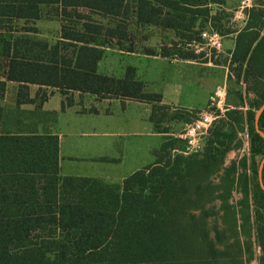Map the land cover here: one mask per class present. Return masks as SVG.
Wrapping results in <instances>:
<instances>
[{"label":"trees","instance_id":"trees-1","mask_svg":"<svg viewBox=\"0 0 264 264\" xmlns=\"http://www.w3.org/2000/svg\"><path fill=\"white\" fill-rule=\"evenodd\" d=\"M226 1L0 0V17L6 18L0 30H12L10 22L15 18H41L44 5L75 11L72 23L62 19L61 41L57 44L28 37L14 42L4 40L0 76L21 83L19 104L30 100L27 83L60 89L67 95L63 109L73 103L68 96L71 91L94 93L98 98H121L123 104L126 99L149 102L153 104L151 120L166 133L170 128L161 126L165 119L187 122L197 110L175 108L167 116L169 107L163 104L162 95L146 92L134 67L129 66L124 77L99 73L97 63L102 50L97 40L111 37L124 41L126 21L133 16L141 26L175 32L178 39L161 46V55L199 59L192 44L202 42L201 32L206 28L224 35L221 22L230 14L216 12L214 6ZM257 3L248 10V24L238 34L232 57V63H237V81L242 77L246 83L250 77L264 78V0ZM95 15L114 25L105 24ZM144 51L149 55L157 53L154 47ZM254 89L259 96L252 103L256 110L264 102V86L256 82ZM5 90L6 82L0 80V100ZM48 96L41 87L39 101ZM255 110H249L246 117L252 176L250 179L245 175L247 181L243 183L245 189L251 181L253 195L262 202L257 234L263 251L260 264H264V190L258 181L257 160L264 155V139L254 128ZM3 114L0 103V123ZM243 118L241 110H228L226 120L213 130L200 153L184 154V140L168 137L157 153V161L121 183L63 175L56 134L0 131V264H190L204 261L210 254L218 255L208 227V217L215 212L206 205L220 198L223 208H235L229 198L232 190L240 187L243 175H238L236 183L238 166L246 169L247 160L223 164L236 135V125ZM260 127L264 130V112ZM228 128L230 132H225ZM177 141L183 145L182 150L173 148ZM168 149L178 154L165 166L162 153L169 154ZM221 171V181L215 183L211 178ZM229 264L244 263L235 254Z\"/></svg>","mask_w":264,"mask_h":264},{"label":"crops","instance_id":"crops-1","mask_svg":"<svg viewBox=\"0 0 264 264\" xmlns=\"http://www.w3.org/2000/svg\"><path fill=\"white\" fill-rule=\"evenodd\" d=\"M240 1L227 0L223 5L214 6V11L224 10L230 14L229 17L222 20L221 24L225 30L223 46L229 51V63L233 68L237 65V63H232V57L236 49L238 34L245 29L249 21V12L246 19L238 18L236 15ZM31 21H33L31 25L38 28H36L37 32L32 33L33 36H29L31 32L23 30L24 28L21 26ZM5 23L6 18L0 17V24ZM53 23L57 25V34L61 35L62 22L58 19H12L10 22L12 26L14 25L12 30H0V32L6 33L4 35L6 38L2 40V43L4 40L14 42L22 35L44 41L50 37V32L44 27L49 28ZM150 27L156 28L157 31L159 30L165 35L170 33L171 36L175 35L172 29H163L159 26ZM263 33L264 28L261 35ZM177 39L175 36L174 40ZM164 45L167 44H161L159 48L144 46V48L154 47L157 50L154 55L146 54L144 48L142 50L134 46L127 47L125 44L98 45L102 51L97 63V71L114 77H124L126 69L129 66L134 67L136 78L143 82L144 90L162 95L163 104L169 107L166 112L167 116L175 108L202 109L207 106L209 96L218 85H225L227 89V79L217 82V79L212 77V68L204 67L208 64L200 66L199 59H180L161 55L160 47ZM124 56L137 58L139 61L152 60L155 63L158 85L155 87V82L145 77L147 66L139 65V67L128 63L122 65ZM171 66L175 69L176 83L168 85ZM245 66L246 64H244ZM116 70H119L120 73H116ZM231 73L230 75L233 77ZM0 80L6 82L3 100L10 97L14 101L15 110L20 113L28 112L36 118L34 124L36 129L27 131L18 129L15 130V133L36 132L58 135L59 164L61 173L66 176L92 177L108 183H121L133 172L157 161V153L166 139L180 135V130H183L187 123L184 120H166L165 126L170 128L169 132H161L157 129L155 122L151 120L153 104L134 99H126L123 104L121 98H98L96 94L90 92H69L68 96L73 99V103L63 109L62 104L67 95L58 88L41 86L37 83H27L30 100L19 104L18 96L21 83L3 76H0ZM256 82L264 86L263 77H250L247 83L241 77L238 81L241 102L235 103L234 109L243 112L246 127H248L247 112L255 110L252 103L259 98L256 89H254ZM41 87L49 93L48 98L43 102L37 98ZM203 89L204 92L199 95L198 90ZM229 163L230 161L225 160L223 165L228 166ZM222 175L221 171L219 174L213 175L211 179L219 184ZM238 175L237 172L236 183H238ZM242 175L240 184H238L240 187L235 188L240 191V196L235 202H232L233 195L229 198V202L234 204L235 208H223V201L220 198H216L206 205V209L215 212L208 217V227L215 252H219L218 255L212 257L213 254H210L204 261L194 260L190 264H229L235 254L244 264H252L254 261L260 264L263 251L257 234V224L260 222L259 214L262 211L259 208H261L262 202L259 197L256 198L253 195L251 181L248 180L244 189L243 181L245 179L247 181L246 176L249 178L251 176L247 173H242Z\"/></svg>","mask_w":264,"mask_h":264},{"label":"rangeland","instance_id":"rangeland-1","mask_svg":"<svg viewBox=\"0 0 264 264\" xmlns=\"http://www.w3.org/2000/svg\"><path fill=\"white\" fill-rule=\"evenodd\" d=\"M239 7V6H238ZM79 11H83L82 9H76ZM74 12L75 11H71V9H67L66 11L63 10L62 8H60L59 5H44L42 7V16L41 18L43 19H58L62 22L63 18H68V23H72V18L74 17ZM95 18L102 20L105 24H110V25H114V22L103 18L101 16H94ZM2 20V19H1ZM33 21L28 22V23H24L25 25H21L22 28H24L23 30L25 31H30L31 33H29V36H33V32H37L38 28L34 27L33 25H31ZM127 25H126V32H127V37L124 41L119 40L117 38H111V37H101L97 40V44L98 45H107V44H125V46L127 47H137V49H142L144 48V46H154V47H158L161 44H170L171 42L175 41V35L171 36L170 34H163L162 32H160L159 30L157 31L156 28H152L150 26H141L139 24H137V22L135 21V19L132 17H130V19H128L127 21ZM233 22V21H232ZM17 26H19V24H16ZM14 26V25H13ZM37 28V29H36ZM45 30H47L48 32H50V37L47 38L46 41L47 43H49V45H54L57 44L58 42L61 41V35L57 34V25L55 23H53L49 28L44 27ZM173 32V31H172ZM6 33L5 32H0V51L3 47V43L2 40L6 37H4ZM174 34V33H173ZM165 35V36H164ZM27 35H22L21 38L24 37H28V38H32L35 39L33 37H29ZM173 37V40H172ZM38 40V39H37ZM201 43V47L202 50L201 52H199L200 54V58L198 61L200 63V66H204L206 64V66L204 67H208V68H212V77L213 79H217V82H222L225 79H227L228 82V87H227V95H226V99H225V104H227L226 108V112L228 110H232L235 108V103H240L241 102V91L240 89H238V81H237V77H236V70H234V68L232 67L231 63H229V51L225 49V47L223 46L221 50H216L212 47H210L208 44H206L203 40ZM123 46V45H122ZM130 64V65H141L142 67L147 66V73H146V78L148 79H152L153 82H155V87L156 85H158V83H156V69H155V63L152 60L149 61H139L137 58H133V57H129V56H124L122 59V65H126V64ZM229 63V64H228ZM198 66V65H197ZM140 67V66H139ZM199 68V67H198ZM202 68V67H201ZM141 70H143L141 68ZM169 70V69H168ZM174 68L171 66L170 67V73H171V77L168 78L169 80V84H175V78H174ZM230 72H232L231 74H233V77L230 75ZM116 73H120L119 70H116ZM124 74V72H123ZM232 77V78H230ZM166 83H168V81H166ZM208 85V84H205ZM204 92L203 90H198V94L201 95ZM239 101V102H238ZM1 105L4 108V114H3V118L2 121L0 123V131H15V130H34L36 129V127L34 126L35 124V117L31 116L28 112H24V113H20L18 110H15V104L14 101L10 98L7 97L6 100L2 99L1 100ZM206 106L202 109H205ZM202 109H192V110H202ZM258 109L255 110V112H257ZM195 112V111H193ZM194 113L190 114L189 118L190 120L187 122H190L192 120ZM226 118V117H225ZM225 118L221 119L219 121V126L222 125L224 123L223 120H226ZM18 125L16 126L15 125ZM166 124V119L161 123V126H165ZM245 120L243 118V120L241 119L239 123H237V129H236V135L233 139V142L231 144V148L230 150L226 151L225 156H224V163L225 160L232 162L233 160L239 161L238 157L240 156V153L237 152V149L241 147L242 145V138L240 133H242L245 130ZM217 125V126H218ZM249 126V124H248ZM249 128V127H248ZM182 131V130H180ZM249 131V129H248ZM225 132H230V129L228 128ZM250 133V131H249ZM178 148V149H183V145L180 142H174L173 148ZM169 152V154L166 152L162 153L163 156V160H162V164L166 166L167 162L169 159L174 160V157L178 154L177 152L173 153V149H168L167 150ZM263 155H261L260 157H257L258 162L260 163L261 159H262ZM240 158V157H239ZM250 163H251V159H250ZM230 164V163H229ZM238 168H241L238 166ZM234 200V201H233ZM234 197H232V202H235ZM252 264H257L255 261L252 262Z\"/></svg>","mask_w":264,"mask_h":264},{"label":"built area","instance_id":"built-area-1","mask_svg":"<svg viewBox=\"0 0 264 264\" xmlns=\"http://www.w3.org/2000/svg\"><path fill=\"white\" fill-rule=\"evenodd\" d=\"M257 4V0H241L237 9V17L246 19L248 17V10ZM202 40L210 47L221 50L223 47V34L213 28H206L201 32ZM193 48L197 53L201 52V43H193ZM227 89L225 85H218L209 96V102L205 109L193 112L194 116L190 122L185 124L184 129L180 135L176 137L181 138L185 142L184 154H196L204 150L206 139L211 135L213 130L219 124V121L226 117V99ZM242 138V145L237 149L240 153V158H246L247 168H239L238 174L247 173L252 176V169L250 167V159L252 156L251 150V136L248 127L240 133ZM235 199L240 196L238 189L233 190L232 193Z\"/></svg>","mask_w":264,"mask_h":264},{"label":"water","instance_id":"water-1","mask_svg":"<svg viewBox=\"0 0 264 264\" xmlns=\"http://www.w3.org/2000/svg\"><path fill=\"white\" fill-rule=\"evenodd\" d=\"M263 112H264V102L254 115L255 131L264 139V130H262L260 127V117H261ZM263 168H264V155H263V157L259 163V166H258V181H259L260 187L264 190Z\"/></svg>","mask_w":264,"mask_h":264}]
</instances>
